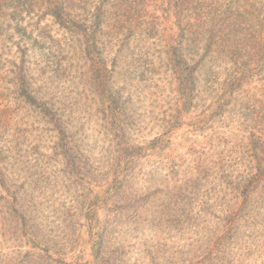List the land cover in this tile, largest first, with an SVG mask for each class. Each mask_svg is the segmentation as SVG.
Masks as SVG:
<instances>
[{"label": "trees", "instance_id": "obj_1", "mask_svg": "<svg viewBox=\"0 0 264 264\" xmlns=\"http://www.w3.org/2000/svg\"><path fill=\"white\" fill-rule=\"evenodd\" d=\"M157 2L159 12L175 16L178 22L179 34L166 41L163 53L169 57L168 69L175 65L176 71L171 70L170 79L162 81L172 86L175 82L176 97L153 137L137 143L123 135L117 151L120 159L108 156V167L99 163L102 168L96 173L105 178L97 185L95 197L105 205L104 220L110 221L96 229L95 244L89 232L86 239L97 246V252L86 264H106L111 259L108 239L116 237L112 246L120 251L125 247L121 240L125 231L141 229L142 222L155 235L151 242L161 258L168 250H176L177 256L191 255L187 264H236L252 257L254 248L264 251L260 242H250L264 237V0H0V117L2 110L10 114L28 111L18 118H31L48 127L45 133H56L60 147V134L68 131L61 113L63 100L68 98L51 99L47 82L42 92L37 88L33 60L38 53L67 60V49L79 70L84 69V61L90 63L88 81L70 76L67 69L62 70L64 60L61 64L56 58L46 66L48 79L68 76L78 88L87 86L82 90L89 96L93 83L101 103L89 112L97 111L105 131L116 124L117 129V120L126 118L132 95L122 102L120 89L107 88L108 74L114 75L116 67L112 69L100 57H88L96 48L90 47L95 45L91 40L114 17L118 31L127 26L135 39L150 42L151 36L159 35L155 21L142 22ZM134 68L138 73L143 67L136 63ZM43 74L45 67L38 79L43 80ZM131 125H126L128 133L133 132ZM199 137L200 142L195 139ZM61 146L66 149L65 144ZM180 147L186 148L187 158L177 155ZM10 159L0 151V188L6 192L0 209L2 229L11 228L16 240L24 237L30 249L25 254L32 259L53 256L45 244L52 234L55 238L58 228L64 236L65 215L59 217L56 228L43 220L49 199L14 189L16 173L14 177L11 173L18 166L17 155L11 165ZM149 163L153 166L148 170L140 167ZM28 182L30 178L23 180ZM97 218L100 224V214ZM174 219L182 226L165 233V225ZM124 224L128 229L123 230ZM170 234H175L172 241L166 237ZM181 236L184 240L178 246ZM56 264L69 263L58 257Z\"/></svg>", "mask_w": 264, "mask_h": 264}, {"label": "rangeland", "instance_id": "obj_2", "mask_svg": "<svg viewBox=\"0 0 264 264\" xmlns=\"http://www.w3.org/2000/svg\"><path fill=\"white\" fill-rule=\"evenodd\" d=\"M248 1L254 3L256 0ZM159 4L160 2H157V5L153 6L152 11H150L151 14H148L142 22L143 25H148L151 21L149 18L155 21L156 33L158 32L159 35L151 36L153 38L150 42L135 39L127 26L124 31H118L115 27L114 17L108 24H104L102 31L97 35V39L91 40L95 42V45L91 44L90 47L96 48L92 49L91 56L88 57H100L112 69L116 67L114 75H112L113 73L108 74L110 76L108 80L106 79L107 88L111 86L120 89L122 102L128 101L132 95V99L126 105V118L120 117L117 120V123H120L117 127L118 131L121 128L123 129V125H125L123 131H119L120 137L116 133L115 126L117 124L113 125V128H106L105 131V122H100L102 118L98 119L96 116L97 111L89 112L90 107L95 109L97 104L101 103L99 96L95 95L99 92H97L98 90L95 91L93 83L91 90L88 91L91 97L82 90L87 86L78 88V85L76 86V83L69 80L68 76L48 79L46 66L49 67V61L54 62L53 58H56V62L62 64L65 57H40L39 53L34 57V74L37 77L34 81L37 88H41L42 92L47 82L45 87L51 89V92H49L51 99L52 97H58L62 100L63 96L68 98L63 100L65 109L61 111L68 131L64 135L60 134L61 144L60 147H57V134L45 133L48 127L36 123L31 118H28V120L18 118L19 115H27L28 111L21 110L15 114L12 110L10 114L2 110V117H0V151L2 155L5 154V157L11 158L10 165L17 155L18 161H15V165L18 166L11 173L12 177H14V172L16 173L14 189L17 188L18 193L28 190L35 198L41 196L47 201L49 199V203L47 202L43 208V220L47 221L46 223L49 226L56 228L59 225V217L65 215L63 220L64 223H67V226L64 224V236L60 228L56 229L55 234L60 235V238L63 237L62 239H58L56 235H54V238L52 234L51 244H48L50 242L45 244L50 255L53 256L32 259V257L25 254V252L29 254L30 249L24 237L21 240H16L14 231L11 228H7V231L3 230L4 223L0 216V264H40V262L42 264H56L58 257L66 260L69 264H86L93 261V254L95 255L94 252H97V246L94 247L93 242H91V239L95 237L93 234L96 229L106 226L105 221H110L104 220L106 217L105 205L95 197L97 185L105 178V175L102 176V174L96 173L98 168H102L99 163L101 162L102 166L105 163L108 167L111 164L106 162L108 156L120 159L117 151L123 141V135L128 140H130V135L137 143H143L153 137L157 132V127L161 125L160 122L169 115L170 104L176 97L175 82H172L174 85L172 86L164 84L162 81L170 79L172 76L171 70L176 71L175 65L171 70L168 69L167 61L169 57H165L163 53L166 41L174 39L179 34L178 22L175 16H165L162 12H159ZM42 25H46L45 21ZM144 31L141 35L148 37ZM139 34V31H137L135 35L138 36ZM58 51L59 49L53 50L56 54ZM64 54H66L67 60H64L62 70L67 69L71 73L70 76L77 75L79 80L88 81L90 63L80 62L84 69L79 70L73 66L78 65L76 58L71 59L67 49ZM125 59H129V62L126 63ZM136 63L143 67L139 69L138 73L134 70ZM43 67H45L44 79L40 80L38 78L41 77V71L43 73ZM67 75H69L68 72ZM138 75L140 78L137 79ZM51 77H53V74ZM151 77L154 78L150 82L148 79ZM143 80L146 81L142 82ZM71 93L73 96H71ZM133 100L135 106L131 108ZM111 119L110 117L107 120L108 123H111ZM97 123H99V127L95 128ZM112 124H114L113 121ZM112 124H109V126ZM126 125L133 126V132L128 133ZM195 139L199 142L202 141L200 137ZM62 143L66 145V149L61 146ZM186 151V148L180 147L176 150V153L185 159L188 157ZM6 154L9 155L6 156ZM152 166L153 163H149L140 167L148 170ZM129 170L131 171L132 168L129 167ZM28 178H30V182L23 183V180ZM1 186L3 187V185ZM13 190L10 195H12L14 201L15 192ZM5 193L0 188V209L3 207L2 197ZM159 195L160 193H157V196ZM186 200L181 201V207ZM38 208L41 210V204L38 205ZM94 209L99 212L95 214ZM72 211L74 215H72ZM99 214L102 220L100 224L96 222ZM68 216L72 217L68 219ZM108 218L109 214L107 215ZM90 221L91 224H89ZM9 222L11 221L9 220ZM172 222L171 225H165L163 229L165 233H171L174 229L182 226L179 225L181 222H178V220L174 219ZM122 228L123 230L128 229L126 224ZM89 232L92 237L88 241L86 238L89 236ZM125 233L127 235L121 237L122 246H125L122 247V249L125 248L123 251L122 249L120 251L116 248L113 249V240L116 237L111 236L108 239V243L111 245L108 255L111 259L106 264H187L191 261V255H185L184 252L177 256L178 251L176 250H168L166 256L161 258L154 250L151 242L156 237L155 235L152 236L153 232L145 226L144 222L141 224V229L134 228L125 231ZM174 236L175 234H170L166 237L172 241ZM180 240H184V238L180 237L177 243L178 246L182 243ZM257 240L250 242H260L264 248V237L260 238L259 241ZM248 247H245V249H248ZM253 248L252 246L251 249ZM19 250H22L21 256L18 255ZM148 252L151 256H148ZM152 252L153 254H151ZM122 261L124 262L121 263ZM236 264H264L263 249L254 248L252 257L241 259Z\"/></svg>", "mask_w": 264, "mask_h": 264}]
</instances>
